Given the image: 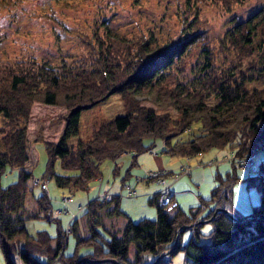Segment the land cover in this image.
I'll return each instance as SVG.
<instances>
[{"label":"trees","instance_id":"trees-1","mask_svg":"<svg viewBox=\"0 0 264 264\" xmlns=\"http://www.w3.org/2000/svg\"><path fill=\"white\" fill-rule=\"evenodd\" d=\"M214 1L229 9L231 3L245 0ZM186 2L191 5V0ZM194 19L195 16L189 22L190 28L198 17ZM103 28L101 34H92L94 44L89 40L87 46L86 53L93 63L86 53L73 65L62 62L51 66L25 56L14 62L0 60V113L5 119V125L0 126V176L7 167L19 168L14 181L5 186L0 184V247L9 264H14L11 256L14 251L24 264H74L84 257H116L122 264H145L173 245L181 226L195 218L209 217L216 206L239 216L231 207V186L238 179L236 167L239 166L233 160H230L232 169L213 175L215 183L209 196L200 197L206 205L200 212L198 207L186 212L179 206L169 212L162 211L154 197L151 202L156 206V217L133 221L120 209L119 197L110 200L94 197L80 215L86 217L87 234L76 235L77 215L69 221L67 228L74 233L75 242L67 254L64 253L67 233L60 220L52 219L46 191L32 194L38 209H26L27 193H32L27 180L32 171L22 166L28 159L25 129L33 101L61 104L66 110L57 141H44L47 160L42 176L52 177L60 187L75 190L86 188L99 177L103 159L114 160L128 150L136 157L158 139L165 143L162 151L186 157L230 145L234 146L232 153L241 158L264 144V92L248 86L255 80L264 82V8L237 21L214 39L223 56L231 54L228 66L215 65L208 41L203 44L200 65L203 72L190 85L181 83L177 73L183 70L196 47H200L202 35L194 30L196 27L187 30L186 35L161 42L151 33L127 37L111 32L106 26ZM116 91L125 112L100 121L88 139L68 145V137L78 131L80 109ZM209 95L216 98L213 103L207 102ZM193 123H198V132H189L185 139L172 141ZM55 159L61 168L71 172H55ZM112 169L116 172L117 165ZM248 173L247 185L255 186L259 192V201L251 212L260 216L236 220L217 212L210 221L211 229L205 232L203 225H195L182 247L181 234L187 229H181L174 251L182 249L184 258L194 264H264V165L259 167V172ZM101 211L108 217L126 218L120 235L101 223L98 217ZM27 218L53 221L55 233L49 234L45 229L29 233L25 227ZM130 245L135 249L133 260L128 255ZM164 262L162 258L157 264ZM80 264L114 263L83 261Z\"/></svg>","mask_w":264,"mask_h":264},{"label":"rangeland","instance_id":"rangeland-1","mask_svg":"<svg viewBox=\"0 0 264 264\" xmlns=\"http://www.w3.org/2000/svg\"><path fill=\"white\" fill-rule=\"evenodd\" d=\"M263 8L264 0L233 2L229 9L214 0H191L190 6L187 5L186 0H0V60L14 62L25 56L38 62H46L51 66H57L62 62L73 65L84 57L89 40L94 44L92 34H101L104 26L111 32L127 37L139 33L145 35L151 33L158 42L186 35L187 30L196 27L194 30L202 35L200 47H196L184 64L183 70L177 73L181 83L190 85L203 72L200 69L203 44L208 41L209 49H212L215 55V65L228 66L231 54L223 56L214 39L232 28L237 21L246 19L251 13ZM194 16V20L197 17L198 20L190 28L189 22ZM89 60L91 63L94 62L91 57ZM248 86H255L264 92L262 80L249 82ZM206 99L208 103L216 100L213 95H209ZM144 102L150 104L148 101ZM124 109L123 100L117 91L89 107L81 108L78 131L68 137L67 144L75 145L80 139H88L93 128L100 121L123 114ZM169 111L173 114L172 110ZM65 112L61 104L32 102L25 129L28 159L22 166L23 169L32 171L31 177L27 180V186L32 188V193L30 191L27 193L26 209H38V202L32 194L38 195L43 190L46 191L51 203L52 219L60 220L65 228L64 233H67L64 234L66 239L64 253H70L74 247V233L69 232L67 228L74 216L77 215L76 235L87 234L86 217L80 215L86 209V203L94 197L109 198V200L115 196L119 197L120 209L131 220L151 219L155 218L157 213L156 206L151 201L155 197L154 201L164 211L158 196L168 185L174 193L172 200L176 201L175 206L169 211L179 206L186 212L190 211V208L198 207L200 212L206 207L200 197L209 196L210 188L215 183L213 175L217 171L224 174L226 170L232 169L230 160L239 164L236 167L238 179L231 186L232 209L239 216L259 217L258 214L251 212L253 205L259 201V192L255 186L247 185V176L249 171L259 172V167L264 165V144L256 149L253 148L249 154L241 158L232 153L234 146L232 148L230 145L225 148H211L186 157L162 151L165 143L158 139L152 147L139 152L136 157L132 150H128L114 160L103 159L100 163L99 177L91 180L86 188L75 190L58 186L52 177L47 179L42 176L47 160L44 141H57L64 125ZM4 125L5 119L0 113V126ZM199 130L198 123H193L183 133L176 134L172 141L183 140L189 132ZM131 162L132 166H130ZM115 165L117 170L113 172L112 168ZM18 169V167H7L0 176L1 186L14 181ZM54 169L57 173L71 172L61 168L58 159H55ZM151 171H157V175L151 176ZM218 207L220 206L215 208ZM98 217L106 229L116 232L117 235L121 234L126 218L108 217L103 211L99 212ZM209 217L195 218L187 223L189 227H185L187 230L181 234V247L187 243L195 225H203L202 229L205 232L211 229V220L198 221ZM25 227L29 233L45 229L52 235L56 229L53 221L42 218L25 219ZM173 246L174 242L145 264H157L162 258L165 260L163 264H194L189 258H184L185 252L182 249L174 251L178 243ZM134 250L131 246L128 252L132 260ZM11 256L15 259L14 264H24L22 260L21 263L18 261L15 251ZM84 258L88 262L109 261L122 264L116 257ZM0 264H9L1 247Z\"/></svg>","mask_w":264,"mask_h":264},{"label":"built area","instance_id":"built-area-1","mask_svg":"<svg viewBox=\"0 0 264 264\" xmlns=\"http://www.w3.org/2000/svg\"><path fill=\"white\" fill-rule=\"evenodd\" d=\"M151 176H156L157 175V171H151L150 172ZM45 186V185H44ZM173 192L170 189V186L166 185V187L164 188L163 191L160 192V195L158 196L159 198V203L161 205H163V210L164 211H169L173 208V206H175L176 201L173 198ZM167 203V204H165ZM15 260V259H13ZM18 261H20L21 263V259L18 257Z\"/></svg>","mask_w":264,"mask_h":264},{"label":"water","instance_id":"water-1","mask_svg":"<svg viewBox=\"0 0 264 264\" xmlns=\"http://www.w3.org/2000/svg\"><path fill=\"white\" fill-rule=\"evenodd\" d=\"M218 211L223 212L227 217H229V218H231V219L243 220L244 218L247 217L246 215H244V216H234V215H233L228 209L223 208V207H218V208H215L213 214H212L208 219H200V220H198V221H199V222H208V221H210V220L213 219L215 213L218 212ZM258 216H260V215H258ZM261 216H263V215H261ZM185 227H189V225L181 226V227L177 230V233H176L177 235H176V237H175V239H174V246H173V247H175V246L177 245V243H178V233H179V231H180L181 229H184ZM161 255H162V254H161ZM161 255H160V256H161ZM160 256L158 257L157 261L159 260ZM85 260H86L85 258H82V259L79 260V262H78L77 264H79L81 261H85ZM117 264H118V263H117ZM153 264H154V263H153Z\"/></svg>","mask_w":264,"mask_h":264}]
</instances>
